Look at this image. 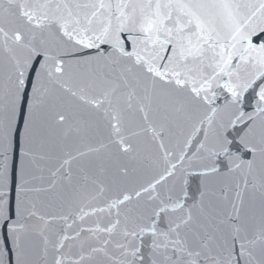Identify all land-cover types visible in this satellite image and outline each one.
<instances>
[{
  "label": "snow or ice",
  "instance_id": "1",
  "mask_svg": "<svg viewBox=\"0 0 264 264\" xmlns=\"http://www.w3.org/2000/svg\"><path fill=\"white\" fill-rule=\"evenodd\" d=\"M0 227V264H264V0H0Z\"/></svg>",
  "mask_w": 264,
  "mask_h": 264
}]
</instances>
